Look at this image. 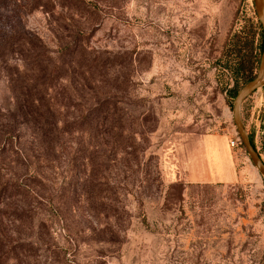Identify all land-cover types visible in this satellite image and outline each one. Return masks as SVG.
<instances>
[{"label":"rangeland","instance_id":"374dc122","mask_svg":"<svg viewBox=\"0 0 264 264\" xmlns=\"http://www.w3.org/2000/svg\"><path fill=\"white\" fill-rule=\"evenodd\" d=\"M237 37L256 52L253 0H0V264H264ZM241 114L264 160V89ZM195 133L234 182L185 180Z\"/></svg>","mask_w":264,"mask_h":264},{"label":"crops","instance_id":"0c3cea01","mask_svg":"<svg viewBox=\"0 0 264 264\" xmlns=\"http://www.w3.org/2000/svg\"><path fill=\"white\" fill-rule=\"evenodd\" d=\"M187 156L180 164L188 182L232 183L236 174L221 135L191 134L184 138Z\"/></svg>","mask_w":264,"mask_h":264},{"label":"water","instance_id":"95a60500","mask_svg":"<svg viewBox=\"0 0 264 264\" xmlns=\"http://www.w3.org/2000/svg\"><path fill=\"white\" fill-rule=\"evenodd\" d=\"M256 16L262 31V47L259 55L257 72L251 80L247 81L236 93L232 103V119L236 127V133L249 155L252 163L264 177V160L258 150L254 147V135L249 134L242 120L243 101L264 85V0H253Z\"/></svg>","mask_w":264,"mask_h":264},{"label":"trees","instance_id":"16d2710c","mask_svg":"<svg viewBox=\"0 0 264 264\" xmlns=\"http://www.w3.org/2000/svg\"><path fill=\"white\" fill-rule=\"evenodd\" d=\"M258 28H259V37L256 45V52L253 55L252 52H249L248 56H244L243 54H240L242 41L241 39H239V37H237L231 43L233 50L235 52L237 51L239 54L238 58L232 61V69L236 74L239 73L246 74L247 75V78L245 79L246 82L254 78L255 72L258 67L259 55L262 47V31L260 28L259 20H258ZM261 88L264 89V85ZM236 93L233 92L232 97H235ZM254 147L257 149L255 144Z\"/></svg>","mask_w":264,"mask_h":264},{"label":"built area","instance_id":"2783aa9c","mask_svg":"<svg viewBox=\"0 0 264 264\" xmlns=\"http://www.w3.org/2000/svg\"><path fill=\"white\" fill-rule=\"evenodd\" d=\"M229 145L230 147H232L233 149H237V150H240L242 149L243 147V144L240 140V137L238 136L237 133H235L233 135V137L229 140Z\"/></svg>","mask_w":264,"mask_h":264}]
</instances>
